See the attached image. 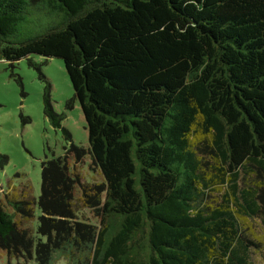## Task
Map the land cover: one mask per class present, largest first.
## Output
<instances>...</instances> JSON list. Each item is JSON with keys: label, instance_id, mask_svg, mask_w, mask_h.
<instances>
[{"label": "trees", "instance_id": "16d2710c", "mask_svg": "<svg viewBox=\"0 0 264 264\" xmlns=\"http://www.w3.org/2000/svg\"><path fill=\"white\" fill-rule=\"evenodd\" d=\"M30 7L47 27L16 40ZM30 55L62 61L87 148L41 162L36 200L0 206L7 264L252 263L241 219L264 227V0H0V60ZM42 113L61 128L49 85ZM85 155L101 182L70 174Z\"/></svg>", "mask_w": 264, "mask_h": 264}, {"label": "rangeland", "instance_id": "374dc122", "mask_svg": "<svg viewBox=\"0 0 264 264\" xmlns=\"http://www.w3.org/2000/svg\"><path fill=\"white\" fill-rule=\"evenodd\" d=\"M28 10L32 14L18 25L16 40L35 36L47 27L48 18L42 12H33L31 7ZM28 59L33 66L28 64ZM47 85L53 111L63 115L61 128L52 127L42 113V98ZM72 96L73 90L60 59L30 55L15 62L13 67L0 60V154L7 157L0 171L2 208L12 211L8 205L11 200L37 199L43 160L62 156L64 148L67 150L71 145L87 148V131L78 103L74 101L66 107ZM26 118L29 120L26 121ZM62 129L66 130V134ZM68 165L70 174H76V168L83 182L93 184L102 181L99 172L90 165L87 155L80 161L72 156ZM74 191L75 198L79 197V189ZM214 198L215 195L211 200ZM31 207L33 217L23 226L35 234L40 211L36 204ZM75 207L78 216L93 220L88 209L80 204ZM241 223L247 233L259 242L258 248L251 249V264H264V227L261 220L242 218ZM11 260L13 264L16 263L14 259ZM7 262L5 252L0 249V264Z\"/></svg>", "mask_w": 264, "mask_h": 264}]
</instances>
